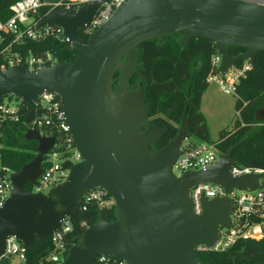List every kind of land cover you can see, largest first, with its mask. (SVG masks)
I'll return each instance as SVG.
<instances>
[{"label":"water","instance_id":"95a60500","mask_svg":"<svg viewBox=\"0 0 264 264\" xmlns=\"http://www.w3.org/2000/svg\"><path fill=\"white\" fill-rule=\"evenodd\" d=\"M108 0H93L78 11L55 9L39 25L63 30L66 41L78 52L72 63H57L27 71L17 65L0 70V99L11 96L32 106L43 93L57 95L68 131L81 162H64L67 179L48 194L31 193L27 183L43 173L42 163L55 146V138L28 130L27 140L38 142L36 158L11 176V196L0 209V259L6 241L15 237L23 245L45 240L72 217L83 197L96 188L115 202V221L109 209L99 212L98 222L87 228L80 244L63 264H94L101 256L126 264H210L198 259L199 246L213 247L220 230L231 227L234 190L258 189L264 173L238 177L231 149L198 173L176 176L173 167L184 142L191 139L185 111L177 137L151 152L165 130L148 124L144 87L128 93L129 79L141 57L139 46L167 36L180 37L186 46L193 38L214 42L222 57L221 74L247 61L254 67L264 51V3L242 0H125L88 40L78 29L90 28ZM246 53L232 56L230 48ZM122 78L112 91L116 72ZM264 122V106L256 111ZM145 129V130H144ZM200 184L221 187L225 196H202V214L193 210L191 191Z\"/></svg>","mask_w":264,"mask_h":264},{"label":"trees","instance_id":"16d2710c","mask_svg":"<svg viewBox=\"0 0 264 264\" xmlns=\"http://www.w3.org/2000/svg\"><path fill=\"white\" fill-rule=\"evenodd\" d=\"M17 0H0V19L8 17V7ZM47 9H42L37 19L42 20ZM77 37L88 40L89 36L82 29H78ZM180 37L167 36L165 40L157 39L144 42L139 46L141 53L138 71L131 77V85L141 78L145 89L144 104L148 108V124L165 130L162 140L151 147L156 151L166 147L177 137L179 126L185 111L188 113V131L191 139L200 143L215 145L219 154L233 151L234 161L242 168L264 170V122L256 120V111L264 106V51L259 52L254 67L248 71L237 88L235 104L236 120L230 131L219 133L217 142L212 141L206 119L201 112L203 94L207 90L208 75L211 72V61L217 53L216 44L210 40L193 38L188 45L182 46ZM27 48L35 56L50 55L55 63H72L78 52L62 37L47 36L39 41H32ZM241 47L230 48L232 56L246 53ZM244 61L237 63L241 67ZM9 101L16 100L11 96ZM4 101V98L0 99ZM40 106H26L19 104V118L0 125V159L4 167L13 173H19L24 166L30 164L37 156L38 142L27 140L26 133L32 121L42 114ZM54 137L56 144L53 148L62 158L70 160L72 148L69 147V136L55 128L46 132ZM188 147H192L195 142ZM199 143V144H200ZM25 189H33V183H27ZM99 207L90 203L86 208L79 204L75 214L68 220L71 230L63 239L65 247L64 257L70 250L80 244L87 228L95 225L99 219ZM115 207L109 208L108 219L115 221ZM26 248V264H52L50 255L54 252L51 238L35 240ZM198 259L202 263L210 264H264V238L256 240H238L225 251L198 252ZM12 256H4L0 264H16ZM115 258L105 261L97 260L94 264H115Z\"/></svg>","mask_w":264,"mask_h":264},{"label":"built area","instance_id":"2783aa9c","mask_svg":"<svg viewBox=\"0 0 264 264\" xmlns=\"http://www.w3.org/2000/svg\"><path fill=\"white\" fill-rule=\"evenodd\" d=\"M93 0H17L7 9L8 17L5 20L0 19V70L23 65L27 71L40 70L46 67L54 66L55 63L50 55L35 56L27 44L32 41H39L51 35L62 37L63 30L54 26L39 25L47 18L48 14L55 9L65 11H78ZM125 0H108L94 17L90 28L83 29L90 36L101 28L114 14L116 9ZM248 2H263L264 0H242ZM47 9V13L42 20L37 19L39 11ZM0 13H6L0 10ZM222 57L216 53L211 61L212 69L208 75V83H216L220 90L227 95H236L237 88L241 78L253 67L245 61L241 67L234 66L226 73L221 74L219 67ZM19 102L12 104L11 101L0 100V125L10 121H16L19 118ZM23 105V104H22ZM40 106L44 112L37 116L31 123L29 130L46 132L48 129L55 128L58 131L65 132L69 136V147H73L70 160L59 158L58 152H50L42 163L43 173L33 181L31 193L48 194L55 186L63 183L69 174V170L63 168L64 162L73 164L81 162V156L76 151L71 136L68 131L62 104L60 98L53 93H43L35 100L32 106ZM41 134V133H40ZM43 135V134H41ZM44 136H47L44 134ZM50 137V136H48ZM56 142V141H55ZM56 144V143H55ZM55 147V146H54ZM53 147V148H54ZM220 154L215 145L208 143L196 144L192 147L182 146V153L174 164L173 172L176 176H181L186 172L198 173L213 166ZM234 177L252 174L264 173V170L242 168L239 165L232 168ZM13 172L4 167L0 159V209L5 205L13 190L12 176ZM261 187L258 189H240L234 190L230 195L232 199V210L230 214L231 227L220 230V239L211 248L199 246L198 252L205 251H225L234 245L238 240H256L264 238V178L260 180ZM239 191L240 195L235 192ZM215 198L225 196L224 190L213 184H200L191 191L194 213L199 216L202 214V196ZM86 208L90 203L99 207L110 208L115 205L114 200L104 190L96 188L87 193L80 204ZM71 230L69 220H65L59 230L50 237L54 244V252L50 255L52 264H63L67 257H64L65 247L63 239ZM26 248L16 240L15 237L8 238L6 241V255L12 256L18 260L17 264H26ZM114 257L101 256L98 260L105 261ZM115 264H126L124 261L115 258Z\"/></svg>","mask_w":264,"mask_h":264},{"label":"rangeland","instance_id":"374dc122","mask_svg":"<svg viewBox=\"0 0 264 264\" xmlns=\"http://www.w3.org/2000/svg\"><path fill=\"white\" fill-rule=\"evenodd\" d=\"M136 71H138V65L136 66ZM121 78H122L121 70H118L113 79L112 91L114 94H117L118 90L120 89ZM140 86L143 87V82L141 78H139L138 81L137 80L135 81L134 89L138 88L137 90H139ZM4 100L10 102L7 97H4ZM236 101H237L236 95L224 94L216 83L211 82L209 84L202 98L201 112L206 119L212 141L214 142L218 141L219 133L221 131L224 130L230 131L233 128L237 115L235 109ZM11 103L15 104L16 100H13ZM193 141H194L193 139L187 140L186 142H184V147L186 148ZM194 142L195 144L200 143L196 140ZM51 151L56 152L55 150L53 151V149ZM151 152L155 153L156 150L151 149ZM59 158L63 159L61 154ZM235 194L240 195V192L236 191ZM14 262L17 264L18 260L15 259Z\"/></svg>","mask_w":264,"mask_h":264},{"label":"flooded vegetation","instance_id":"af4514ba","mask_svg":"<svg viewBox=\"0 0 264 264\" xmlns=\"http://www.w3.org/2000/svg\"><path fill=\"white\" fill-rule=\"evenodd\" d=\"M138 88L134 89V86L131 85L130 81H129V85H128V92H132V91H136ZM145 130V129H144Z\"/></svg>","mask_w":264,"mask_h":264},{"label":"crops","instance_id":"0c3cea01","mask_svg":"<svg viewBox=\"0 0 264 264\" xmlns=\"http://www.w3.org/2000/svg\"><path fill=\"white\" fill-rule=\"evenodd\" d=\"M135 73H136V71H135ZM131 79V78H130ZM130 79H129V81H130ZM144 87V86H143ZM127 92H128V89H127ZM132 92H134V91H132ZM128 93H131V92H128ZM204 95V94H203Z\"/></svg>","mask_w":264,"mask_h":264}]
</instances>
